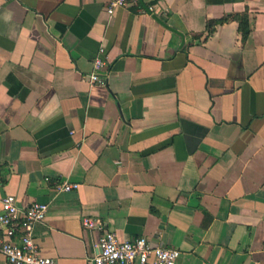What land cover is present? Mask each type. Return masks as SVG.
<instances>
[{"label": "crops", "instance_id": "obj_1", "mask_svg": "<svg viewBox=\"0 0 264 264\" xmlns=\"http://www.w3.org/2000/svg\"><path fill=\"white\" fill-rule=\"evenodd\" d=\"M109 3L0 0V202L48 205L33 239L55 264H87L106 231L175 264H264V0ZM244 11L245 42L208 29Z\"/></svg>", "mask_w": 264, "mask_h": 264}, {"label": "built area", "instance_id": "obj_2", "mask_svg": "<svg viewBox=\"0 0 264 264\" xmlns=\"http://www.w3.org/2000/svg\"><path fill=\"white\" fill-rule=\"evenodd\" d=\"M135 0H110L107 14H113L116 8H126ZM152 11V8H148ZM108 62L104 48H100L93 60L92 70L88 75V83L104 86ZM78 184H61L56 192L77 190ZM48 205L33 203L25 209L16 206L13 196H5L0 202V256L8 264H55L51 258L38 255L33 239L34 226L43 222ZM81 224L88 230L102 231L98 220L84 217ZM179 252L175 249L153 247L146 238L139 237L132 241H119L112 232H103L97 241V254L87 264H175Z\"/></svg>", "mask_w": 264, "mask_h": 264}, {"label": "trees", "instance_id": "obj_3", "mask_svg": "<svg viewBox=\"0 0 264 264\" xmlns=\"http://www.w3.org/2000/svg\"><path fill=\"white\" fill-rule=\"evenodd\" d=\"M229 20L237 23L238 30L241 33V38L245 42L248 39L250 32H251L249 16H248L247 11H244L241 14L224 16L219 20L210 21L208 23V29H211L216 24H222V23L229 21Z\"/></svg>", "mask_w": 264, "mask_h": 264}]
</instances>
